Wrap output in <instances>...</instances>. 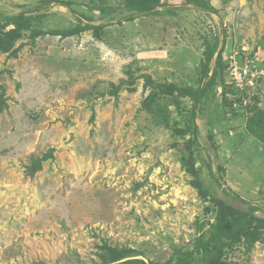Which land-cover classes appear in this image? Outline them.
<instances>
[{"label": "rangeland", "instance_id": "1", "mask_svg": "<svg viewBox=\"0 0 264 264\" xmlns=\"http://www.w3.org/2000/svg\"><path fill=\"white\" fill-rule=\"evenodd\" d=\"M40 1L0 0V14ZM65 1L78 13L111 8L92 22L110 26L35 41L24 32L0 54V264H176L192 249L197 222L214 219L182 163L192 137L171 128L192 103L179 98L177 109L160 94L153 110L145 103L158 93L148 80L198 89L205 38H219L227 68L198 112L197 166L214 196L264 217V145L245 130L251 109H264V0H209L217 13L167 0L172 12L133 22L120 21L121 0ZM40 13L43 30L78 23L66 7ZM234 61L257 72L245 90L230 78ZM245 244L228 264H264V243ZM114 251L127 258L112 263Z\"/></svg>", "mask_w": 264, "mask_h": 264}, {"label": "trees", "instance_id": "2", "mask_svg": "<svg viewBox=\"0 0 264 264\" xmlns=\"http://www.w3.org/2000/svg\"><path fill=\"white\" fill-rule=\"evenodd\" d=\"M166 1L121 0L120 11H125L127 16L123 18L124 20L121 19L120 21L133 22L143 17L160 16L162 11L166 9L172 12V9H170L172 6L166 3ZM184 2V6L194 7L207 13H217V10L209 0H184ZM101 3L103 2L101 1ZM55 5L70 9L73 15L76 16L78 23L66 29H41L47 14L40 12L49 10L51 6ZM72 6V2L65 0H41L37 7L20 14L12 16L0 14V54L14 53V47L24 36V32L31 31V39L35 41L37 38L47 35L70 38L91 30L97 32L110 26L109 24L96 26L92 22L97 13L101 16L108 15V13L111 14V8L101 6L90 7L88 5L85 6V11L78 13L72 9ZM220 43L217 37L212 41L208 38L204 40L205 50L201 62V85L198 89L168 83L156 84L152 80L147 81L154 89L158 90V93L146 100L145 107L149 110L154 109L153 103L159 94L173 100L177 105V109H181V106H179V98H187L191 101L192 111L189 120L182 123L179 120L180 117H183L181 112L178 114L179 117L173 122L171 128L177 137H192L184 146L182 163L188 175L192 177L191 186L199 193L201 198L210 201L213 205L212 212L214 213V219H201L197 222L193 247L190 251L180 254L177 257L176 264H228L226 255L229 250L232 251L238 244L245 242V245L250 249L256 239L264 243V217L257 215L262 209L252 204H248L246 209L239 208L214 196L211 189L202 180L201 167L197 166L198 159L194 146L197 144L199 137L197 127L198 112L201 110V105L214 92L219 77H221V82H224L222 76L227 68L223 64V48L220 49ZM213 62H215L214 67L212 66ZM227 94L228 92L226 90L222 94L224 99L223 103L233 107L234 102L228 100ZM6 107V101L1 100L0 114ZM157 111L164 113L160 108H157ZM251 112V115L247 118L245 130L256 141L264 145V109L256 106L251 109ZM165 114H167V111ZM38 165L35 161L33 172L38 169ZM111 256L110 261L117 263L125 260L127 253L116 254L114 251ZM122 264L147 263L143 260H128Z\"/></svg>", "mask_w": 264, "mask_h": 264}, {"label": "built area", "instance_id": "3", "mask_svg": "<svg viewBox=\"0 0 264 264\" xmlns=\"http://www.w3.org/2000/svg\"><path fill=\"white\" fill-rule=\"evenodd\" d=\"M230 71V78L235 82L234 85L237 90H245L257 80V72H254L249 64L239 65L234 61L230 66Z\"/></svg>", "mask_w": 264, "mask_h": 264}]
</instances>
